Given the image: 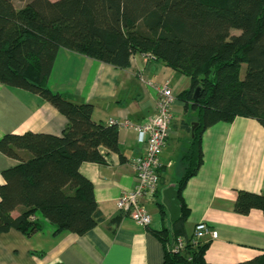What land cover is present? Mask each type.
<instances>
[{"label": "trees", "instance_id": "trees-1", "mask_svg": "<svg viewBox=\"0 0 264 264\" xmlns=\"http://www.w3.org/2000/svg\"><path fill=\"white\" fill-rule=\"evenodd\" d=\"M20 1L0 0V83L41 96L67 124L59 135L26 131L0 138V151L17 160L2 171L0 233L14 228L30 235L43 227L42 218L56 231L82 235L102 221L80 165L104 162L101 147L119 151L118 126L92 120L91 102L51 91L48 79L60 48L117 68L142 53L188 76L180 98L197 112L193 129L184 123L192 137L176 183L181 214L171 230L156 232L167 244L164 263L211 264L208 243L185 238L182 251L172 250L177 237H185L181 194L202 164L208 127L244 116L264 128V0ZM233 209L264 216V193L237 190ZM235 264H264V252Z\"/></svg>", "mask_w": 264, "mask_h": 264}, {"label": "crops", "instance_id": "crops-1", "mask_svg": "<svg viewBox=\"0 0 264 264\" xmlns=\"http://www.w3.org/2000/svg\"><path fill=\"white\" fill-rule=\"evenodd\" d=\"M189 83L188 76L146 54L136 53L128 67L117 68L60 48L48 87L74 102H91L95 122L109 124L113 119L140 124L155 112L157 88H171L175 101L161 154L164 166L154 198L143 201L152 220L149 225L139 224L116 205V199L134 186L132 163L145 151L137 131L118 127L119 151L101 147L104 162L80 165V172L93 184L102 221L82 235L56 231L42 218L43 227L30 235L14 228L1 232L0 264H165L167 244L156 232L172 229L162 191L171 185L176 188L183 172L181 159L192 137L185 125L197 119V112L180 98ZM66 124V117L41 96L0 83V138L26 131L59 135ZM16 163L0 151V183L4 181L2 171ZM239 189L264 193V128L244 116L217 122L203 132L202 164L181 194L187 208L185 238L192 239L199 221L218 233L216 238L200 241L208 243L205 257L211 264H235L264 252L263 213L258 209L236 213L233 204ZM10 214L19 216L20 208Z\"/></svg>", "mask_w": 264, "mask_h": 264}, {"label": "built area", "instance_id": "built-area-1", "mask_svg": "<svg viewBox=\"0 0 264 264\" xmlns=\"http://www.w3.org/2000/svg\"><path fill=\"white\" fill-rule=\"evenodd\" d=\"M144 82L151 85L149 80L144 79ZM174 101L175 96L171 88L163 85L157 88L155 112L142 123L133 125L128 120L122 122L109 120V124H115L118 127H132L145 142L144 153L136 157L132 163L135 171L134 186L130 190L124 191L116 199L118 209L142 225H149L152 220L143 201L145 198H154L158 190L160 175L164 166L161 154L169 135ZM217 236L218 233L215 229L205 222L199 221L194 226L191 242L196 243L206 237L216 238ZM185 242V237H177L172 250L174 252L182 251Z\"/></svg>", "mask_w": 264, "mask_h": 264}, {"label": "water", "instance_id": "water-1", "mask_svg": "<svg viewBox=\"0 0 264 264\" xmlns=\"http://www.w3.org/2000/svg\"><path fill=\"white\" fill-rule=\"evenodd\" d=\"M197 90L195 91L194 98H196ZM197 122L192 123V129L195 127ZM162 203L166 206L169 211V219L171 222L179 218L181 214V206L178 199V194L176 188L171 185L166 187L162 191Z\"/></svg>", "mask_w": 264, "mask_h": 264}, {"label": "rangeland", "instance_id": "rangeland-1", "mask_svg": "<svg viewBox=\"0 0 264 264\" xmlns=\"http://www.w3.org/2000/svg\"><path fill=\"white\" fill-rule=\"evenodd\" d=\"M14 2H15V4L17 5V6H20V5H22V3L23 2H21L20 0H14ZM243 73V72H242ZM182 174V173H181Z\"/></svg>", "mask_w": 264, "mask_h": 264}]
</instances>
